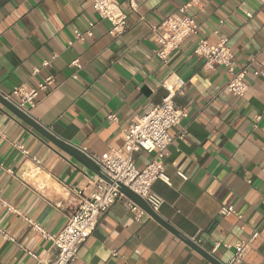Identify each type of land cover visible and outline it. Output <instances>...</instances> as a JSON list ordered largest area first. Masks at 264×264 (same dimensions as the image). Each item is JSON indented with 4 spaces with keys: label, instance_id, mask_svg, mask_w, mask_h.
I'll use <instances>...</instances> for the list:
<instances>
[{
    "label": "crops",
    "instance_id": "0c3cea01",
    "mask_svg": "<svg viewBox=\"0 0 264 264\" xmlns=\"http://www.w3.org/2000/svg\"><path fill=\"white\" fill-rule=\"evenodd\" d=\"M117 1L128 18L119 38L110 35L111 24L100 19L90 0H0V95L53 77L30 117L102 159L122 148L133 121L161 104L164 84L180 78L186 85L175 101L187 117L171 135L185 134L165 153L171 185L159 181L152 187L164 200L157 215L220 264H264V78L252 75L264 71V5L201 0L189 12L200 38L229 39L236 70L248 67L249 91L238 98L226 90L232 78L226 68L204 69L193 55L198 38L188 39L166 61L156 55L162 49L156 28L190 0ZM90 23L96 24L94 37L76 42L74 32L86 31ZM45 61L49 67H43ZM133 158L142 169L153 155ZM96 177L0 103V230L15 240L0 233V264H49L52 244L28 221L60 233L82 195H91ZM223 207H233L241 218L222 217ZM256 231L259 237L244 259L233 262L235 250L224 245L247 241ZM217 243L223 246L214 251ZM71 264L212 263L148 213L136 219L118 202Z\"/></svg>",
    "mask_w": 264,
    "mask_h": 264
},
{
    "label": "built area",
    "instance_id": "2783aa9c",
    "mask_svg": "<svg viewBox=\"0 0 264 264\" xmlns=\"http://www.w3.org/2000/svg\"><path fill=\"white\" fill-rule=\"evenodd\" d=\"M90 1L100 19L111 24L110 35L115 38L123 36L127 30L128 18L121 10L118 1ZM261 3L264 5V0H261ZM200 5L201 0H190L180 8L178 14L167 17L156 28L161 32L158 34L157 42L162 46L156 55L160 60L166 61L188 39L196 37L198 43L193 55L203 60V68L207 70H212L216 66L226 68L232 75L226 90L235 97L243 98L249 91V85L246 82V77L249 75L248 67L240 71L236 70L234 53L229 45V39L221 38L215 43H210L199 37L200 26L189 12L193 7ZM252 16V14H247L249 19ZM95 26L96 24L90 23L86 31H75V41L83 42L87 38H93ZM50 64V61H45L43 67H49ZM74 64L78 66V61ZM37 72L38 70L35 71V73ZM252 75L264 78V71H256ZM54 83V78L49 77L35 88H28L25 85L18 86L13 89L11 94L3 95V97L18 110L30 116V110L35 107L40 93L48 91ZM185 85L186 83L180 78L176 79L174 85L164 84L167 94L161 104L150 108L145 115L129 125L124 132V144L121 149L112 150L107 157L102 159L90 156L100 168L103 178L97 176L91 183L93 185L91 195L88 197L82 195L78 208L67 217V224L60 233L50 234L40 225L28 221L36 233L52 244L55 256L49 264L75 262L82 245L94 233L100 219L114 204L120 202L136 219H141L146 214L142 208L121 193V186L127 187L138 195L153 213L160 212L164 200L152 190V187L159 181L168 186L171 185L165 168V153L176 139L184 138L185 133L178 138L173 137L171 130L179 126L187 117V111L178 107L175 101L177 95L184 90ZM109 119L117 121L114 115L109 116ZM142 152L153 155V158L144 168L140 169L136 166L133 156ZM25 154L27 153L25 152ZM180 177L187 180L185 175L180 174ZM220 215L224 218L231 215L241 218L233 207H223L220 210ZM0 233L6 240L15 243L14 238L8 233L3 230H0ZM258 237L259 233L256 231L249 240L224 245V247L235 250L233 262H241ZM221 246H223L221 243H217L214 251ZM28 254L36 258L33 253ZM116 255L114 253V256Z\"/></svg>",
    "mask_w": 264,
    "mask_h": 264
},
{
    "label": "water",
    "instance_id": "95a60500",
    "mask_svg": "<svg viewBox=\"0 0 264 264\" xmlns=\"http://www.w3.org/2000/svg\"><path fill=\"white\" fill-rule=\"evenodd\" d=\"M0 103L4 104L6 107L11 109L20 119H22L24 122H26L28 125H30L33 129L44 135L46 138L51 140L55 145L60 147L61 149L65 150L67 153L72 155L76 160L81 162L84 166H86L90 171H92L95 175L103 178V176L100 173V168L98 165L93 161V159L86 154L81 149H78L74 145L67 143L61 139H58L54 135L50 134L44 127H42L39 123H37L32 117L26 115L22 111L18 110L14 105H12L10 102L5 100L3 95H0ZM121 193L124 194L126 197H128L130 200H132L134 203H136L140 208H142L146 213H148L155 221H157L159 224H161L164 228H166L168 231L173 233L175 236H177L181 241H183L185 244H187L189 247H191L193 250H195L197 253H199L202 257L207 259L212 264H220L216 259H214L211 255H209L206 251L202 250L198 245H196L193 241L190 239H187L183 235H181L178 231H176L171 225L164 222L157 214L153 213L152 210L149 208V206L134 192H132L130 189H128L125 186H121L120 189Z\"/></svg>",
    "mask_w": 264,
    "mask_h": 264
}]
</instances>
